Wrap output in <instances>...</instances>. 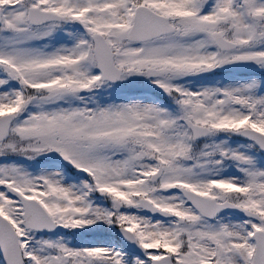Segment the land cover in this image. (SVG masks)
Instances as JSON below:
<instances>
[{
    "label": "snow or ice",
    "instance_id": "snow-or-ice-1",
    "mask_svg": "<svg viewBox=\"0 0 264 264\" xmlns=\"http://www.w3.org/2000/svg\"><path fill=\"white\" fill-rule=\"evenodd\" d=\"M0 264H264V0H0Z\"/></svg>",
    "mask_w": 264,
    "mask_h": 264
}]
</instances>
